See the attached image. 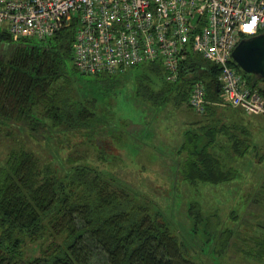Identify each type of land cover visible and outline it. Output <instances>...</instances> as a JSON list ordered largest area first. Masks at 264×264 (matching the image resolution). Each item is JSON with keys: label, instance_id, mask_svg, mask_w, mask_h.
Masks as SVG:
<instances>
[{"label": "trees", "instance_id": "16d2710c", "mask_svg": "<svg viewBox=\"0 0 264 264\" xmlns=\"http://www.w3.org/2000/svg\"><path fill=\"white\" fill-rule=\"evenodd\" d=\"M75 26L71 21L35 43L31 40L36 39L13 40L0 33V133L7 128L10 133L6 136L14 133L13 129L22 132L28 143L30 137L36 139L31 143L34 148H11L0 161V264H212V259L203 260L204 250L197 244L212 240L206 249L208 255L227 259L231 247L235 260L242 259L245 264L249 258L262 261L264 226L239 225L225 230L208 223L196 226L204 218L192 204L189 214L195 226L190 246H186L159 214L151 215L128 198V189L116 184L118 190L113 189L109 184L114 182L112 176L85 163V156L81 160L76 155L62 158L76 144L73 138L91 142L98 151L103 148L99 141H110L117 132L110 114L106 119L99 115L95 98L72 93L66 62L72 59ZM230 65L245 78L248 87L264 95L260 88L264 79L246 74L233 61ZM129 69H134L136 96L155 105L172 102L192 110V87L199 81L204 84L207 103L199 115L206 122H195L191 124L194 127L185 129L174 152L176 174L190 184L233 181L237 171L230 164L235 157L243 158L249 148L247 131L238 121L245 112L232 109L228 124L215 118L218 107L233 108L221 97L220 68L188 52L179 64L175 82L166 80L161 60L115 74L93 75H105L104 84L112 87V77ZM43 142L50 157H43ZM54 162L62 166L60 171ZM259 188L255 202L264 209V182ZM195 247L199 251H193Z\"/></svg>", "mask_w": 264, "mask_h": 264}, {"label": "rangeland", "instance_id": "374dc122", "mask_svg": "<svg viewBox=\"0 0 264 264\" xmlns=\"http://www.w3.org/2000/svg\"><path fill=\"white\" fill-rule=\"evenodd\" d=\"M133 71L134 69H129L125 73L114 75V86L107 87L104 84L105 75H82L75 70L72 59L66 62V74L72 81V93L80 97L87 95L95 98L99 115L106 119L110 114L117 132L112 134L110 141H99L98 144L103 148L98 151L91 142L85 143L83 138H73V143L76 144H72V148L63 153L62 158L76 155L81 160L85 156V163L91 164L92 168L102 174L112 176L115 183L109 184L113 189L118 190L115 184L128 189V198L147 208L151 215L159 214V219L170 226L186 246H190L189 237L195 226L189 214L192 204L200 209L204 218L203 223L199 222L196 226L208 223L220 230L239 228V225L264 226V209L256 206L255 202L259 197V187L264 182V115L243 113L238 118L247 131L249 148L243 158L235 157L230 164L237 171L233 181L218 185L202 182L190 184L177 176L174 164L177 155L174 152L183 139L185 129L194 127L191 124L195 122L204 124L206 118L185 105H175L172 102L155 105L136 96ZM223 107H218L215 118L228 124V116L233 114L232 109L235 108L225 110ZM12 132L14 133L6 136L10 131L5 128L0 133V161L4 160L11 148L21 147L19 145L35 147L31 143H35L36 139L30 137L31 143H28L22 132L13 129ZM41 152L43 157H50L44 142ZM98 152H101L100 159H97ZM80 160L78 163L84 162ZM53 165L60 171L62 166L59 163L54 162ZM253 230L255 229L250 232L254 233ZM198 234L204 238L201 231L198 230ZM212 241L197 242L204 250L201 257L204 255L202 258L205 262L212 259V264H230L228 261H232V264H245L244 260L233 258L235 249L231 247L228 249L227 259L223 255H208L206 249H209ZM193 251H199V248L195 247ZM248 260V264H264V259L259 262L250 258Z\"/></svg>", "mask_w": 264, "mask_h": 264}, {"label": "built area", "instance_id": "2783aa9c", "mask_svg": "<svg viewBox=\"0 0 264 264\" xmlns=\"http://www.w3.org/2000/svg\"><path fill=\"white\" fill-rule=\"evenodd\" d=\"M71 21L72 60L81 74L161 60L166 80L175 82L192 52L220 68L224 104L264 115V95L230 65L240 40L264 33V0H0V33L13 40H45ZM206 103L204 84L196 82L189 105L201 114Z\"/></svg>", "mask_w": 264, "mask_h": 264}, {"label": "water", "instance_id": "95a60500", "mask_svg": "<svg viewBox=\"0 0 264 264\" xmlns=\"http://www.w3.org/2000/svg\"><path fill=\"white\" fill-rule=\"evenodd\" d=\"M231 56L243 72L264 79V33L240 40Z\"/></svg>", "mask_w": 264, "mask_h": 264}, {"label": "snow or ice", "instance_id": "6c2138e0", "mask_svg": "<svg viewBox=\"0 0 264 264\" xmlns=\"http://www.w3.org/2000/svg\"><path fill=\"white\" fill-rule=\"evenodd\" d=\"M251 28H252V25H247L246 26V30H251Z\"/></svg>", "mask_w": 264, "mask_h": 264}]
</instances>
